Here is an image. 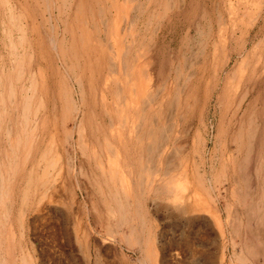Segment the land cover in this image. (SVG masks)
I'll return each instance as SVG.
<instances>
[{"label": "rangeland", "instance_id": "374dc122", "mask_svg": "<svg viewBox=\"0 0 264 264\" xmlns=\"http://www.w3.org/2000/svg\"><path fill=\"white\" fill-rule=\"evenodd\" d=\"M0 264H264V0H0Z\"/></svg>", "mask_w": 264, "mask_h": 264}, {"label": "bare ground", "instance_id": "6f19581e", "mask_svg": "<svg viewBox=\"0 0 264 264\" xmlns=\"http://www.w3.org/2000/svg\"><path fill=\"white\" fill-rule=\"evenodd\" d=\"M166 65V64H165ZM28 101V100H27ZM26 108V107H25ZM255 130V129H254ZM254 136V135H253ZM249 137V136H248ZM163 139V138H162ZM249 140V139H248ZM248 147H249V145H248ZM251 147V146H250ZM252 152V151H251ZM248 164V163H247ZM243 167V166H242ZM244 168V167H243ZM241 170V169H240ZM241 172H243V169H242V171ZM42 177V176H41ZM240 186V185H239ZM257 195V194H256ZM8 210V209H7ZM260 218V217H259ZM258 221V220H257ZM255 226V225H254ZM260 227V226H259ZM263 228V227H262ZM234 229V228H233ZM240 242V241H239ZM251 252V251H250ZM250 254V253H249ZM23 261V260H22Z\"/></svg>", "mask_w": 264, "mask_h": 264}]
</instances>
